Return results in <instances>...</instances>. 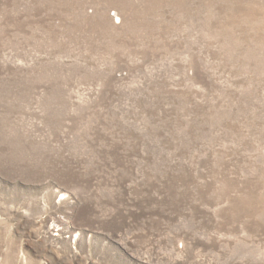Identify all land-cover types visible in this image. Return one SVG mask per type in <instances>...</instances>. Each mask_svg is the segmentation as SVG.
Returning <instances> with one entry per match:
<instances>
[{"label": "rangeland", "instance_id": "obj_1", "mask_svg": "<svg viewBox=\"0 0 264 264\" xmlns=\"http://www.w3.org/2000/svg\"><path fill=\"white\" fill-rule=\"evenodd\" d=\"M0 264H264V0H0Z\"/></svg>", "mask_w": 264, "mask_h": 264}]
</instances>
